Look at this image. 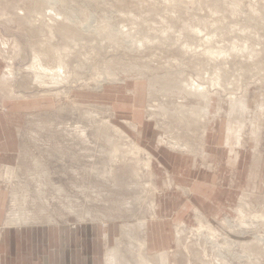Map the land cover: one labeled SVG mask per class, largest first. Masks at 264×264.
<instances>
[{"label":"rangeland","instance_id":"1","mask_svg":"<svg viewBox=\"0 0 264 264\" xmlns=\"http://www.w3.org/2000/svg\"><path fill=\"white\" fill-rule=\"evenodd\" d=\"M0 190L10 245L83 223L100 264H264V0H0Z\"/></svg>","mask_w":264,"mask_h":264},{"label":"crops","instance_id":"2","mask_svg":"<svg viewBox=\"0 0 264 264\" xmlns=\"http://www.w3.org/2000/svg\"><path fill=\"white\" fill-rule=\"evenodd\" d=\"M204 132L206 135V127ZM1 198L0 218L3 211ZM147 224L146 221V228ZM52 229L50 226H33L27 230L17 229L15 233L11 230V245L1 234L0 241L5 243L0 245V264H100L102 242L105 238L111 241V234L97 232L95 225L79 223L75 227L60 226L56 232ZM9 246L11 252L8 254Z\"/></svg>","mask_w":264,"mask_h":264},{"label":"bare ground","instance_id":"3","mask_svg":"<svg viewBox=\"0 0 264 264\" xmlns=\"http://www.w3.org/2000/svg\"><path fill=\"white\" fill-rule=\"evenodd\" d=\"M198 29H199V28H198ZM196 32H197V31H196ZM200 32H202V31H200ZM203 32H204V31H203ZM203 32H202V33H199V32H198V33H199V35H201V34L203 35ZM204 33H205V32H204ZM210 33H211V32H210ZM213 33H214V32H213ZM213 33H212V34H213ZM216 33H217V32H216ZM205 34H206V33H205ZM208 34H209V33H208ZM209 35H211V34H209ZM203 36H206V35H203ZM203 36H202V37H203ZM207 37H208V36H207ZM210 37H211V36H210ZM210 37H209V38H210ZM213 37H214V34H213ZM213 37H212V38H213ZM206 39H207V38H206ZM138 40H139V38H138ZM209 40H210V39H209ZM209 40H207V41L209 42ZM139 41H141V39H140ZM210 41H211V40H210ZM186 43H187V42H186ZM184 44H185V42H184ZM187 45H188V44H187ZM191 46H192V45H191ZM191 46H190V47H191ZM232 46H233V45H232ZM183 47H184V46H183ZM186 47H187V46H186ZM190 47L188 46L187 48H190ZM212 47H213V46H212ZM212 47H210V49H211ZM217 47H219V46H217ZM237 47H238V46H237ZM243 47H247V44H245V46H243ZM195 48H196V46H195ZM206 48H208V46L205 47V50H206ZM214 48H215V47H214ZM233 48L235 49L236 47H233ZM241 48H242V46H241ZM241 48H240V49H241ZM248 48H249V46H248ZM210 49H209V51H207V50H206V51L213 55L214 51H211ZM236 49H237V48H236ZM244 49H245V48H244ZM59 50H60V49H59ZM202 50H203V49H202ZM213 50H215V49H213ZM218 50H219V52H220V49H218ZM259 50H260V49H259ZM187 51H188V50H187ZM196 51H197V49H196ZM223 51H224V50H223ZM223 51H222V52H223ZM239 51H240V50H239ZM241 51H242V50H241ZM252 51H253V53H254V50H253V49H252ZM257 51H258V50H257ZM215 52H216V51H215ZM61 53H62V52H61ZM196 53H197V52H196ZM227 53H228V52H227ZM251 53H252V52H251ZM251 53H249V54L251 55ZM197 54H198V53H197ZM216 54H217V53H216ZM219 54H221V53H219ZM224 54H225V52H224ZM257 54H258V53H257ZM36 55H38V53H37ZM59 55H60V59H58V60L60 61V63H59L58 60L56 59V60H57V63H59V64H57V65L59 66V67L57 68V70L54 69V70H56V71L50 70V69H48L47 67H46V68H39V66H38L39 70L42 69L41 71H44V73H46V72H51V73L55 74V75H53V76H55V78H57V79H55V80H57V81H60L61 79H63L61 76L63 75V74H62V70L64 69L63 67H65V64L63 63L64 60L61 58L62 54L59 53ZM203 55H204V54H203ZM207 55H209V54L207 53ZM253 55H256V53L253 54ZM38 56L40 57V55H38ZM38 56H37V57H38ZM213 56H214V55H213ZM37 57H35V58H37ZM39 57H38V58H39ZM196 57H197V56H196ZM207 57H210V56H207ZM214 58L217 59V56L215 55L212 59H214ZM39 59H40V58H39ZM56 60H55V61H56ZM218 60H219V59H218ZM223 60H226V59H223ZM212 61H213V60H212ZM40 62H41V61H40ZM42 63H43V60H42ZM218 63H219V62H218ZM218 63H217V64H218ZM34 64H36V63H34ZM34 64H33V65H34ZM36 65H37V64H36ZM219 66L221 67V65H219ZM41 67H43V66H41ZM49 68H50V67H49ZM217 68H218V66H217ZM224 68H225V67H224ZM218 69H219V68H218ZM220 69H221V68H220ZM220 69L217 71L216 74L213 73V74L217 75V77H218L219 79H220V77L223 78V75H224L223 73H221V70H222V69H221V70H220ZM36 70H37V69H36ZM64 70H65V69H64ZM9 73H10V72H9ZM12 74H13V73H11V75H12ZM56 74H57V75H56ZM46 75H48V74H46ZM50 75H51V74H50ZM64 75H65V74H64ZM14 76H15V75H14ZM10 77H11V76H10ZM210 77H212V76H210ZM210 77H209V78H210ZM213 78H215V77H213ZM5 79H6V78H5ZM7 79H9V78H7ZM10 79H11V78H10ZM12 79H13V78H12ZM59 79H60V80H59ZM211 79H212V78H211ZM215 79H216V78H215ZM219 79H217V80H219ZM213 80H214V79H213ZM220 80H221V79H220ZM223 80H224V79H223ZM209 81H210V80H209ZM209 81H208V82H209ZM215 81H216V80H215ZM210 82L213 84L212 81H210ZM219 82H220V81H219ZM193 83H194V82H193ZM221 83H222V82H221ZM221 83H219V84L221 85ZM226 83H227V82H226ZM4 84H5V83H4ZM214 85H215V84H214ZM190 87H191V86H190ZM201 87H203V85H201ZM193 90H194V89H193ZM200 90L202 91V89H200ZM196 91H198V90H196ZM206 91H207V90H206ZM191 92H193V91H190V93H191ZM198 92H199V91H198ZM207 92H208V91H207ZM202 93H203V92H202ZM204 93H205V92H204ZM198 94H200V93H198ZM198 94L196 93V96H197ZM206 94H207V93H206ZM207 96H208V95H207ZM202 97H203V96H202ZM204 97H205V96H204ZM205 98H207V97H205ZM243 98H244V97H243ZM203 99H204V98H203ZM206 100H207V104H206V106H204V108H202L203 111H204V113H206V111H207L206 109H208V107H209V98H207ZM236 100H238V99H236ZM204 101H205V100H204ZM240 101H241V100H240ZM246 101H247V100H246ZM205 102H206V101H205ZM237 102H238V101H237ZM243 102H244V101H243ZM235 104H236V107H237V105H238V106L241 105L240 102H238V103H234V105H235ZM232 105H233V104H232ZM234 105H233V106H234ZM243 105H244V103H243ZM245 105H246V104H245ZM245 105H244V106H245ZM180 107H181V106H180ZM198 107H199V106H198ZM231 107H232V106H231ZM241 107H243V106L241 105ZM245 107H246V106H245ZM245 107H244V108H245ZM182 108H183V107H182ZM237 108H238V107H237ZM239 108H240V107H239ZM239 108H238V109H239ZM244 108L242 109V111L245 110ZM186 109H187V108H186ZM192 109H193V108H192ZM194 109H195V108H194ZM234 109H235V108H234ZM183 110L186 111L185 109H182V111H183ZM236 110H237V109H236ZM239 110H241V109H239ZM239 110H238V111H239ZM190 111H191V109H190ZM232 111H233V110H232ZM232 111H230V112H231L230 114L234 113V111H233V112H232ZM248 111H249V110H248ZM192 112H193L192 114L195 115V113H194L195 111L193 110ZM240 112H241V111H240ZM179 113L181 114V113H183V112H179ZM236 113H237V112H236ZM207 114H208V113H207ZM207 114H205V115L207 116ZM181 115H182V114H181ZM237 115H238V114H237ZM219 116H220V115H219ZM228 116H229V115H228ZM230 116H231V115H230ZM239 116H240V114H239ZM243 116H244V115H243ZM180 117H181V116H180ZM233 117H234V116H233ZM183 118H186L185 114H184ZM236 118H237V117H236ZM238 118H239V117H238ZM186 119L188 120V116H187ZM207 119H208V117H207ZM242 119H243V118H242ZM199 120H200V119H199ZM237 120H238V119H237ZM240 120H241V119H240ZM231 121H232V118H231ZM231 121H229V122H230V125H231ZM204 122H205V121H204ZM229 122H228V123H229ZM234 122H235V125H234V127H235L236 124H237V123H236L237 121L234 120ZM238 122H239V120H238ZM199 123H200V122H199ZM201 123H202V122H201ZM239 123H240V122H239ZM241 123H242V124L244 123L243 120H241ZM241 123H240V124H241ZM252 123H253V122H252ZM232 125H233V123H232ZM240 126H241V125H240ZM228 127H229V126H228ZM230 127H232V126H230ZM238 128H239V127H238ZM242 129H243V128H242ZM237 130H238V129H237ZM230 131H231V129L229 130V132L227 131V133H228V134L231 133ZM82 132L85 133V130L83 129ZM82 132H81V133H82ZM119 132H120V131H119ZM241 132H243V131H241ZM121 133H122V132H120L119 134L121 135ZM237 133H238V131H237ZM228 134H227V135H228ZM234 134H235V133H234ZM240 135H241V133H240ZM240 135H239V133H238V136H240ZM228 136H229V135H228ZM233 136H234V135H233ZM229 137H230V136H229ZM232 138H233V137H232ZM234 138H235V136H234ZM234 138H233V139H234ZM240 138H241V137H240ZM172 139H173V138H172ZM226 139H227V138H226ZM233 139H232V140H233ZM254 139H255V138H254ZM163 140H164L165 142H167V143L172 144L173 146H180L179 143H178V141L176 140V138L173 139L172 142H171V140L167 139L166 137H165V139H163ZM234 140H236V139H234ZM237 140H238V137H237ZM240 140H241V139H240ZM256 141H257V140H256ZM239 142H240V141L238 140V141H237V144H239ZM237 144H236V145H237ZM233 145H234V144H233ZM234 146H235V145H234ZM116 147H119V146L116 145ZM230 148L233 149V146L230 147ZM230 150H231V149H230ZM233 151H234V150H233ZM233 151H232V152H233ZM114 152H115V151H114ZM235 153H236V155H238L237 152H235ZM236 157H237V156H236ZM235 160H236V159H235ZM15 203H16V202H15ZM19 203H20V201H19ZM23 208H24V207H23ZM17 209H18V208H17ZM24 209H25V208H24ZM14 211H15V210H14ZM23 211H25V210H23ZM28 212H29V211H28ZM29 213H30V212H29ZM11 215H12V214H11ZM30 215H31V214H30ZM78 215H79V214H78ZM32 216H33V215H32ZM30 218H31V217H30ZM20 219H21L20 217H11V218L9 217V220H7V222H8L9 224H17V223L22 224V221H20ZM28 220H29V219H28ZM106 236H107V235H106ZM116 248H117V247H116ZM116 248H115V249L113 248V249H111V250L108 252V254H107V259H106L108 264H120V263H118V260H117V258H118V257H117V256H118L117 254H119V253H117V251L120 252L121 250H118V249L116 250ZM145 248H146V245H145V242H144V243H142V245H141V250H140L141 255L139 256V257H140V260H142V263H143V264H151L150 261H149V258H148L147 256L143 255V253H145ZM120 253H121V252H120ZM164 253H166V252H164ZM162 256H163V255H162ZM164 256H165V255H164ZM162 258H163V257H162ZM119 260H120V259H119ZM120 262L122 263L121 260H120Z\"/></svg>","mask_w":264,"mask_h":264}]
</instances>
